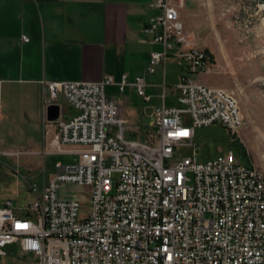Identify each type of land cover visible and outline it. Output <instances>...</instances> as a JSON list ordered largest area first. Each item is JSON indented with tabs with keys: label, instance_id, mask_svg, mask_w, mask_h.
Here are the masks:
<instances>
[{
	"label": "built area",
	"instance_id": "1",
	"mask_svg": "<svg viewBox=\"0 0 264 264\" xmlns=\"http://www.w3.org/2000/svg\"><path fill=\"white\" fill-rule=\"evenodd\" d=\"M182 2L154 0L158 14L147 22L152 43L163 48L151 54L147 73L176 49L186 71L169 87L176 105L165 104L167 85L158 86L161 103L144 132L125 128L119 104L106 93L115 85L110 76L41 83L46 105L62 98L74 112L56 124L55 152L78 158L57 163L41 185L27 183L26 206L5 199L0 255H31L25 264H264V174L232 151L205 158L193 148L197 129L235 132L244 122L233 95L192 77L210 73L212 64L184 30ZM116 86L151 99L143 76L129 82L123 75ZM63 186L87 187L90 209L81 212V201L62 195Z\"/></svg>",
	"mask_w": 264,
	"mask_h": 264
},
{
	"label": "crops",
	"instance_id": "2",
	"mask_svg": "<svg viewBox=\"0 0 264 264\" xmlns=\"http://www.w3.org/2000/svg\"><path fill=\"white\" fill-rule=\"evenodd\" d=\"M153 3L154 0H0V160L55 152L51 139L56 124L68 120L74 112L62 98L46 105L42 82H97L110 76L115 84L110 87L117 89L123 75L129 82L143 76L151 99H140L137 107L142 115L148 118L151 108L161 103L158 86L163 83L167 85L165 104L176 105L169 87L186 71L185 63L175 56L180 49L169 51L164 65H156L154 73H147L151 54L163 51L146 32L148 19L158 14ZM179 13L181 16V9ZM184 21L187 29V19ZM23 36L28 42L22 40ZM175 67L177 70L172 72ZM127 92L136 95L132 88L121 94ZM115 99L120 107L135 106L124 98ZM123 117L142 128L147 126L133 110H124ZM51 176H43L36 183L41 185ZM1 177L0 189L4 193L0 192V206L19 193L17 181L6 183ZM27 180L24 178L28 190Z\"/></svg>",
	"mask_w": 264,
	"mask_h": 264
},
{
	"label": "rangeland",
	"instance_id": "3",
	"mask_svg": "<svg viewBox=\"0 0 264 264\" xmlns=\"http://www.w3.org/2000/svg\"><path fill=\"white\" fill-rule=\"evenodd\" d=\"M181 5L180 21L185 22L187 19V29L184 30L190 42L204 50L212 64L210 73H198L192 77L206 86L220 88L233 95L244 122L243 127L235 132H229L220 125L197 129L193 148L200 152V157L205 158L232 151L237 160L264 174V0H183ZM176 70L177 67L171 71ZM159 74L157 68L156 75ZM106 93L117 100L124 98L131 105L134 104L120 109L126 112L133 110L144 124L149 125V118L142 115L137 107L141 105L142 99L137 94H121L110 86ZM122 110L120 115L128 131L133 132L136 127L140 128V132L145 131L147 126L142 128L136 122L124 118ZM63 147L76 148L71 145ZM182 152L190 153L192 148L183 149ZM77 158L72 153L51 152L24 155L18 160L1 159L0 177L8 183L17 181L19 193L11 198L21 208L32 201L24 178L28 179V183L38 182L41 177H50L56 172L57 163L70 165ZM0 192L4 193L2 187ZM61 194L78 198L81 212L86 213L90 209L91 195L87 187L63 186ZM23 256L31 257L20 253L0 255V264H14L18 260L22 262Z\"/></svg>",
	"mask_w": 264,
	"mask_h": 264
},
{
	"label": "snow or ice",
	"instance_id": "4",
	"mask_svg": "<svg viewBox=\"0 0 264 264\" xmlns=\"http://www.w3.org/2000/svg\"><path fill=\"white\" fill-rule=\"evenodd\" d=\"M186 134V133H185Z\"/></svg>",
	"mask_w": 264,
	"mask_h": 264
}]
</instances>
